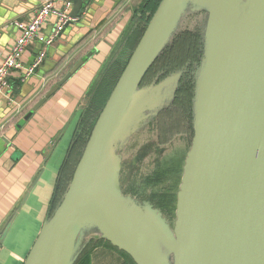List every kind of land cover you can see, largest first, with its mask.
Returning <instances> with one entry per match:
<instances>
[{
  "label": "water",
  "instance_id": "95a60500",
  "mask_svg": "<svg viewBox=\"0 0 264 264\" xmlns=\"http://www.w3.org/2000/svg\"><path fill=\"white\" fill-rule=\"evenodd\" d=\"M72 1L71 16L77 19L91 0ZM187 1L162 0L26 264H75L91 239L109 241L136 264H264V0H249L217 66L186 160L174 231L160 210L126 198L121 190L118 140L121 135V151L132 137L126 136L153 121L155 112L126 123ZM68 54L56 61L52 72ZM83 65H75L33 112ZM202 69L197 68V79ZM169 81L163 84L167 101L172 93ZM107 188L113 205L107 201ZM14 217L1 230L0 246Z\"/></svg>",
  "mask_w": 264,
  "mask_h": 264
},
{
  "label": "crops",
  "instance_id": "0c3cea01",
  "mask_svg": "<svg viewBox=\"0 0 264 264\" xmlns=\"http://www.w3.org/2000/svg\"><path fill=\"white\" fill-rule=\"evenodd\" d=\"M40 1L0 0V64L20 36L15 23L30 22ZM142 1H88L83 14L77 18L79 21L71 23L63 31L62 37L49 47L45 61L31 79L22 82L20 73L11 76V87L8 91L11 101L7 98L0 99V124L6 125L0 135V233L14 213L15 217L0 246V264H26L45 224L59 207L65 195L56 205L60 187L59 173L72 146L88 95L116 48L133 28L136 22L135 13ZM57 5L62 7L63 1H58ZM55 20L49 19L40 34L50 36L56 24ZM75 47L76 50L65 64L51 72L57 60H51L49 54L60 60L67 51L70 52ZM40 49L39 43L31 44L22 58L23 63L31 64ZM128 55L129 52L121 55L119 60L126 61ZM80 61H84L80 71L33 112L51 88ZM64 70L66 71L62 74ZM34 80L39 82V88L33 83ZM71 122L76 127L71 131L66 144L68 129L72 130L69 127ZM44 187L50 193L48 199L41 202L38 210L37 220L42 217L41 228L37 231L34 245L25 250V245L16 246L17 238L27 233V229L28 233L34 234V229H23L22 226L28 213L34 211L30 204L31 197L41 200L38 195ZM1 237L0 235V239ZM97 255L92 264H116V259L109 250H100Z\"/></svg>",
  "mask_w": 264,
  "mask_h": 264
},
{
  "label": "rangeland",
  "instance_id": "374dc122",
  "mask_svg": "<svg viewBox=\"0 0 264 264\" xmlns=\"http://www.w3.org/2000/svg\"><path fill=\"white\" fill-rule=\"evenodd\" d=\"M248 2L249 0L187 1L186 9L178 20L180 21L179 26L177 29L175 28V34L171 38L170 42L165 46L157 60L162 57L169 49H171L179 39V37H181L182 35L198 34L201 37L200 44L203 45L202 53L199 56V62L194 64H187L181 70L174 71L165 78L162 77L163 73H161L155 80H153L149 84L143 85L142 83L140 87V99L138 95L133 104V107L130 110V116L127 118L126 123H129L130 125L131 120L136 118V116L150 117L151 113L155 112L157 115L155 114L153 116L154 118L151 124L153 126L150 125V130L147 126H145L148 129L144 132H142L141 130L139 132H136V130L130 136H126L128 138L131 136L132 137L129 139L130 141L123 146L121 151L119 149L121 135L118 140V150H116V155L119 156V159H122L123 157V164L120 170L121 175L125 164L129 163V161L135 162L136 160H138L144 147H146V151L148 152V154H150L153 150L156 151L155 146L151 147V145H144V143L150 142V137L155 135L158 141L157 145H159L160 150L157 151L159 157L157 155V152L154 151L153 154L156 155L150 161L142 158L140 162L137 163V168L139 169V171L146 170V174L144 175V177L139 179L136 186L137 188H140L139 195L150 193L151 195L153 194V198L157 202L159 201V204H163L165 205V207H168L170 209L171 206H175L174 214L169 218H167L168 216L164 211L158 209L164 216L165 220L168 222V225L170 226L172 231H174L175 229L178 195L180 192V186L186 166V160L194 141L196 124L198 122V119L200 118L206 96L215 75L217 66L226 51L227 45L231 40L230 38L232 37L239 20L247 10ZM49 55L50 58H52L51 60L58 61L55 56H52V54ZM207 55L208 59L206 60ZM85 58L87 59V56ZM63 64H65V62L62 63L58 68L63 66ZM201 65H203V69L199 72L197 79V68L201 67ZM104 66L105 63L103 64V68ZM65 71L66 70H64L62 74L65 73ZM175 77L177 78V80L175 79ZM168 80H170L168 82V86L172 88V93L170 100L167 101L165 100L167 98V96H165L166 88L163 84H165V82H167ZM192 82L195 86L194 95L187 96V100L189 102L179 103L178 106L176 103L177 100H179V95H177L178 91L180 90V88L184 87L187 84H189V86L192 85ZM33 83L38 86L37 88L40 87V84L37 80H34ZM138 101L140 102L136 105V102L138 103ZM175 118V121L181 124L178 129L180 131L179 136H176L175 132H171L172 121ZM77 122L78 119L76 121V124ZM76 124H74L73 122L69 124V127L71 126L72 130L68 129L66 144L69 136H71V131H74ZM159 124L164 125V127L166 125V127L170 130L168 135L167 133H165L166 141H163L160 138V144L159 134L161 135V130L159 129ZM158 130H160V132H158ZM51 149L54 151L53 148ZM119 154H121V156ZM124 159H126V161ZM115 162L117 164V160ZM52 184L54 187V182ZM108 188L106 191V197L107 201L112 204V191ZM49 193L50 192L48 191V189L44 187L41 189L38 195L39 197H41V200L37 199V197L35 196L31 197L30 204L33 206L34 211L28 213L22 227L23 229H34V234L31 232L28 233L27 229V233H23L17 238L16 246L25 245L24 249L28 250V246L34 245L37 239H35V236L37 234V231L41 228L40 223L42 221V217L39 218V221L37 220L38 210L41 207V202L48 199ZM127 196L128 195H126L125 197L127 198ZM162 196L165 197V199ZM172 196L174 197L175 201L168 200ZM130 197L135 199L131 195ZM137 200L140 201L139 204L141 205L149 203L143 202L140 199ZM76 250H78V248H76Z\"/></svg>",
  "mask_w": 264,
  "mask_h": 264
},
{
  "label": "trees",
  "instance_id": "16d2710c",
  "mask_svg": "<svg viewBox=\"0 0 264 264\" xmlns=\"http://www.w3.org/2000/svg\"><path fill=\"white\" fill-rule=\"evenodd\" d=\"M161 2L162 0L142 1L138 11L135 13L136 22L133 28L129 30L122 44L116 48L115 52L113 53V56L108 61L106 68L99 75L92 90L90 91V94L88 95L87 99V105L81 115L79 124L77 125L75 131L72 146L59 173L60 187L56 205L60 203L63 195L69 188L76 168L83 156L87 143L91 137L93 129L101 113L103 112L119 78L121 77L124 69L126 68L131 55L137 48L148 24L156 13ZM200 41L201 37L198 34H185L179 37V39L172 46V48L169 49L162 57H160L153 65V67H151L150 71L148 72L143 81V85L151 83L161 73H163L162 77L165 78L172 72L181 70L187 64L198 63L199 56L202 53L203 47V45L200 44ZM77 47H75V49L69 52V54L60 62V65L66 62V60L74 53ZM128 52L129 55L126 61L123 62L119 60L121 55L127 54ZM60 65H58V67ZM58 67L56 69H58ZM194 89L195 86L193 82L190 86L189 84H187L184 87L180 88L177 93V95H179V100H177L176 102L177 105L179 106V103L189 102L187 100V96L194 95ZM173 121L175 122V119H173ZM152 122L153 121H150L146 126L150 128ZM147 127L144 126L141 131L144 132L145 130H147ZM173 127L174 129L172 133L175 132V125H173ZM124 160L126 161V159ZM135 172L132 171L129 177L131 178L133 173ZM136 183L138 184V180H136ZM126 184V175L122 171L120 175V185L122 193L124 195L133 196L134 193L130 194L126 191ZM133 197L136 200L138 199L136 196ZM168 200L175 201L173 196ZM148 204L153 206V208L155 209H160L164 211L168 216L167 218L171 217L174 214L175 206H171V210L170 208L165 207V205L163 204L155 205L152 201H150ZM100 250H109L114 255L116 259V264H136L132 257L129 256L127 253L112 246L109 241H105L102 239H93L89 241L87 243V246L84 248L82 254L80 255V259L77 260L75 264H92V260L94 259V257H98L97 252H99Z\"/></svg>",
  "mask_w": 264,
  "mask_h": 264
},
{
  "label": "built area",
  "instance_id": "2783aa9c",
  "mask_svg": "<svg viewBox=\"0 0 264 264\" xmlns=\"http://www.w3.org/2000/svg\"><path fill=\"white\" fill-rule=\"evenodd\" d=\"M58 1L60 0H41L30 22L17 21L15 23L20 36L11 47L4 61L0 64V99L7 98V100L11 101V98L8 96V91L11 87V76L15 73H20L22 82L31 79L45 61L49 47L58 40L67 25L79 21V19H74L70 15L73 8L72 0H62V7L57 5ZM51 18L56 19L53 32L50 36L41 35L40 30ZM34 42L39 43L41 49L33 62L26 65L23 63L22 58L27 52L28 47ZM5 129L6 125L0 124V135Z\"/></svg>",
  "mask_w": 264,
  "mask_h": 264
},
{
  "label": "flooded vegetation",
  "instance_id": "af4514ba",
  "mask_svg": "<svg viewBox=\"0 0 264 264\" xmlns=\"http://www.w3.org/2000/svg\"><path fill=\"white\" fill-rule=\"evenodd\" d=\"M175 120H176V118H175ZM173 125H175V134H176V136H179L180 131L178 129L181 126V124L179 122H177V121H175V122L172 121V129H171V132H173V129H174ZM151 126H153V125H151ZM162 126H163V132H162ZM166 128H167L166 125L164 127V125H160L159 124V129L161 130V135L159 134V144H160V138L163 141L164 140L166 141V139H165V133H167V135H168L169 132H170V130L168 128L167 129ZM150 129L151 128H149V130ZM160 130H158V132H160ZM155 139H156L155 135L152 136V137H150L149 138V141L150 142H146V143H144V145H146V146H150L151 145V147L155 146L156 147V151L153 150L150 154H148V152L146 151V147H144V149H142V152H141L140 157L138 158V160H136L135 162L129 161V163L125 164V166L123 168V173L126 175V179H127V184L126 185L127 186L125 187V189H126V191L128 193H130V194L134 193L133 196H136L138 199L142 200L143 202H150V201H152L155 205H159V201L157 202L153 198V194L151 195L150 193H148V194H144V195H139L140 188L139 187L137 188V186H136L137 185L136 180L139 181V179L142 178V177H144V175L146 174V170L139 171V169L137 168L138 167L137 166V163H139L142 158L143 159H146L147 161H150L156 155V154H153V152L154 151L155 152L160 151L159 150V145H157L158 144V141H157V139L155 141ZM172 141H174V140H172ZM155 142H156V144H155ZM157 155L159 157L158 152H157ZM132 171L133 172L136 171V172L133 173L132 177L130 178L129 176L132 173ZM163 198L165 199V197H163Z\"/></svg>",
  "mask_w": 264,
  "mask_h": 264
}]
</instances>
